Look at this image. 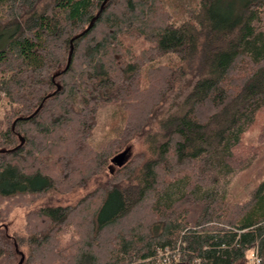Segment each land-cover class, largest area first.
<instances>
[{"label":"trees","instance_id":"16d2710c","mask_svg":"<svg viewBox=\"0 0 264 264\" xmlns=\"http://www.w3.org/2000/svg\"><path fill=\"white\" fill-rule=\"evenodd\" d=\"M224 7L0 0V264H264V0Z\"/></svg>","mask_w":264,"mask_h":264},{"label":"rangeland","instance_id":"374dc122","mask_svg":"<svg viewBox=\"0 0 264 264\" xmlns=\"http://www.w3.org/2000/svg\"><path fill=\"white\" fill-rule=\"evenodd\" d=\"M221 2H222L223 8H226L224 6H226L229 2H231V0H221ZM103 4H104V2H103ZM261 24L264 25V18H263V21L261 22ZM67 62H68V60H67ZM66 66H67V64H66ZM145 83H146L145 79H142V84L145 85ZM58 88H60L59 85H58ZM110 118L111 119H108V120H106V119L104 120L103 119L101 122H99L98 127L94 130L93 139H92V143L93 144L100 143L105 137L113 135V127L116 125L118 119L116 117H110ZM153 123H155V121ZM263 123H264V119H263V116L261 115L257 119V122L255 123V125H253L247 131V133L244 135L243 141H244L245 144H250V143L254 142L257 139L258 134L260 132V129H261ZM142 140H143V138L141 136L137 137V138H135L133 140L134 148H130V151H131L130 158L133 155V152H136L139 149L140 143L142 142ZM261 149L263 151V154H262L263 159H262V163L260 165V168L262 170H264V145L261 147ZM109 169L112 170L111 167ZM254 172H256V170L253 171V174H254ZM110 173H113V170L110 171ZM92 187H93V185L91 184L89 186V188H92ZM229 191H230L231 196L232 195L233 196L234 195H236V196H240L241 195V200H244L246 198L245 194L248 191V188L245 187L243 183H241V185H238L236 188H230ZM81 192H83V191H81ZM79 195H81L80 192L77 193V194L66 195V196H64V202L73 203V202H75L78 199ZM25 212H26V209H24V208H21V207L15 208L10 213V215H9V217L7 219V222H6L7 226L6 225L4 226L5 229H7L10 233H14L15 232L17 234H22L24 232ZM169 251H171V250H169ZM179 252H180V250H179ZM161 253H163V252H161ZM161 253L157 254V257ZM180 254L183 257L181 252H180ZM249 258H250V263L249 264H253V260H252L253 256L251 255V253L249 254ZM155 259H153V260H155Z\"/></svg>","mask_w":264,"mask_h":264},{"label":"built area","instance_id":"2783aa9c","mask_svg":"<svg viewBox=\"0 0 264 264\" xmlns=\"http://www.w3.org/2000/svg\"><path fill=\"white\" fill-rule=\"evenodd\" d=\"M159 253L161 254L155 260L147 259L143 262H140V264H172L177 262H183L184 257L181 256L178 248L171 249L170 247H165L164 249L159 250L158 254ZM252 260L253 264H259V260L254 256Z\"/></svg>","mask_w":264,"mask_h":264},{"label":"water","instance_id":"95a60500","mask_svg":"<svg viewBox=\"0 0 264 264\" xmlns=\"http://www.w3.org/2000/svg\"><path fill=\"white\" fill-rule=\"evenodd\" d=\"M72 50V49H71ZM70 63V56L68 57V62H67V66ZM58 89V86H57ZM21 140V143H23L24 139L22 137H19ZM131 155V151H130V147L125 148L124 150H122L121 152L115 154L113 157H111L110 159V163L111 165H115L117 167H121L123 164H125L128 159L130 158ZM112 171V170H110ZM22 256L20 261L17 264H21L22 262ZM172 264H191V263H185V262H178V263H172Z\"/></svg>","mask_w":264,"mask_h":264}]
</instances>
